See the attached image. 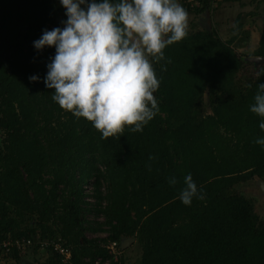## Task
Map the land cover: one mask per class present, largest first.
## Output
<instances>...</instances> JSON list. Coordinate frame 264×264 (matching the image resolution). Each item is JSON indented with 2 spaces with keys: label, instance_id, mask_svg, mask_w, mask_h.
<instances>
[{
  "label": "trees",
  "instance_id": "obj_1",
  "mask_svg": "<svg viewBox=\"0 0 264 264\" xmlns=\"http://www.w3.org/2000/svg\"><path fill=\"white\" fill-rule=\"evenodd\" d=\"M245 1L217 4L251 5L250 17L264 9V0ZM212 4L185 10L198 20ZM64 12L59 0H0V264L29 256L37 264H126V239L140 250L134 264H264V216L239 190L264 181V146L255 143L264 118L250 111L264 62L254 77L246 61L264 60V27L259 46L243 54L252 34L246 15L228 36L213 21L208 30L193 21L164 59L148 57L159 82L153 119L142 132L126 126L102 139L43 83L55 49L38 52L33 42L63 27ZM188 173L203 199L184 205L178 194Z\"/></svg>",
  "mask_w": 264,
  "mask_h": 264
},
{
  "label": "clouds",
  "instance_id": "obj_2",
  "mask_svg": "<svg viewBox=\"0 0 264 264\" xmlns=\"http://www.w3.org/2000/svg\"><path fill=\"white\" fill-rule=\"evenodd\" d=\"M59 4L65 10L63 27L45 29L33 42L38 52L55 49L43 80L52 90V100L92 122L102 139L123 133L126 126L142 132L158 111L153 93L159 82L148 57L164 59L166 46L185 38L187 11L177 0H59ZM29 80L38 82L39 77ZM254 101L250 111L264 118V83L257 85ZM259 128L264 131V120ZM255 143L264 146V137ZM168 182L175 185L177 179L172 176ZM183 184L178 198L184 205L203 199L191 173Z\"/></svg>",
  "mask_w": 264,
  "mask_h": 264
},
{
  "label": "rangeland",
  "instance_id": "obj_3",
  "mask_svg": "<svg viewBox=\"0 0 264 264\" xmlns=\"http://www.w3.org/2000/svg\"><path fill=\"white\" fill-rule=\"evenodd\" d=\"M248 2L249 1L244 0V3L246 5L248 4ZM237 6L240 7L238 3H235V9H233V11H229V13L225 12V19H227V20H225L223 18L222 21H219L217 19V22H215L216 21L215 19L217 17L214 15L215 13H213V16H212L213 19L215 18L214 20L210 19V15H211L210 12L205 13L204 15H202L201 17L198 18V19H205V21H203L202 23L200 22L201 27L206 28L208 30V29L212 28V22H209V20L214 21L218 30L223 32V35H226L227 31L234 26L235 21L237 20V17L238 16L245 17V15H246L247 19L250 20V23H247L246 27L250 26L251 30L253 29V32H255L256 34L258 32H260L259 29H261V28L258 27V29H256L257 28L256 24L259 23L260 26L261 25L263 26L264 23H263V21L259 20L256 17H250L249 16V13L253 11V7L250 5L248 7L246 6V8L244 7V8L240 9V8H237ZM215 8H217V7H215ZM247 11H248V13H247ZM194 18H195L194 20L192 19V17L190 18L191 20L188 19V28L187 29L190 28L191 23L193 21L198 22V20L196 19L195 16H194ZM226 36H228V35H226ZM252 51H253V47H250L248 50L242 51V53L243 54H251ZM246 61L251 63L252 65L255 64V65H253L254 67L252 65H247V67L249 68L250 75H253L255 77L258 74V69L260 67L261 62H254V61H251L250 59H246ZM207 111L209 113L210 109L207 108ZM258 183H259L258 179H255L252 182L242 184L239 187V190L242 193L246 194L247 196H250L256 200V205H255L256 211L263 218V216H264V195L261 193ZM91 200H93V199H91ZM87 236L89 238H93V237H97V236L104 237V236H106V234L95 235V234L89 233ZM114 248H116V246ZM125 250H127V252L125 253V256H124L126 258V264H134L135 259L140 254V252H139L140 250L134 244V241ZM32 259L33 258L29 256L28 261H26V263L37 264L36 261H34ZM106 264H108V262Z\"/></svg>",
  "mask_w": 264,
  "mask_h": 264
},
{
  "label": "crops",
  "instance_id": "obj_4",
  "mask_svg": "<svg viewBox=\"0 0 264 264\" xmlns=\"http://www.w3.org/2000/svg\"><path fill=\"white\" fill-rule=\"evenodd\" d=\"M240 6V5H239ZM217 7V8H215ZM214 8L212 7V12L210 11V17H211V20H214L213 19V13H215L214 15L217 16L216 17V21L217 22V19L219 21H222L223 18L225 19V12L229 13V11H233V9H235V3H232V2H224L222 4H219V5H216ZM248 7V6H247ZM237 8H242L241 6ZM246 8V7H245ZM208 12V11H207ZM205 12V13H207ZM204 13V14H205ZM221 13V14H220ZM248 13V11H247ZM203 14V15H204ZM219 14V15H218ZM250 14V13H249ZM223 15V16H222ZM194 14L193 13H188V19H190L192 17V19L194 20ZM196 17V16H195ZM256 18H258L259 20L263 21L264 23V9L262 8L260 11H259V14L257 16H255ZM191 20V19H190ZM208 20V19H207ZM227 20V19H225ZM203 21H205V19H198V24H200V22L202 23ZM257 21V20H256ZM210 22V20H209ZM214 22V21H213ZM224 22V21H223ZM258 23V22H257ZM201 25V24H200ZM258 27H260L261 29L264 27V25L260 26V24L258 23ZM258 27L256 29H258ZM260 31V29H259ZM260 39H261V33L258 32L257 34L255 32H253V29H252V34H251V42H250V47H253V50L256 49L258 46H259V43H260ZM23 264H28V263H23Z\"/></svg>",
  "mask_w": 264,
  "mask_h": 264
},
{
  "label": "built area",
  "instance_id": "obj_5",
  "mask_svg": "<svg viewBox=\"0 0 264 264\" xmlns=\"http://www.w3.org/2000/svg\"><path fill=\"white\" fill-rule=\"evenodd\" d=\"M203 1H207V0H177V3H179L184 9H189V10H195L196 8H198ZM220 0H210V2H212V6L215 7L216 5H218L217 3L219 2ZM1 243V242H0ZM13 243L12 242H4L3 243V247L4 248H7V250L9 249L10 245H12ZM18 244V248L21 249L22 251L26 250V247L28 245V242H26L25 244ZM116 246V243H113L112 244V251L115 249L114 247ZM57 252L59 254H62V255H65L66 254V257L69 258L70 254L69 252L64 248V247H61L59 246L57 248ZM5 264V263H3ZM8 264V263H7ZM93 264H102L101 263V260L98 259L96 260ZM106 264V263H105Z\"/></svg>",
  "mask_w": 264,
  "mask_h": 264
},
{
  "label": "water",
  "instance_id": "obj_6",
  "mask_svg": "<svg viewBox=\"0 0 264 264\" xmlns=\"http://www.w3.org/2000/svg\"><path fill=\"white\" fill-rule=\"evenodd\" d=\"M250 60L254 62H261V63L264 62V60L261 58H251ZM258 182H259L258 185H259L260 191L264 195V181L258 179ZM132 242H133L132 239L125 240L122 243V249H126L130 244H132Z\"/></svg>",
  "mask_w": 264,
  "mask_h": 264
}]
</instances>
